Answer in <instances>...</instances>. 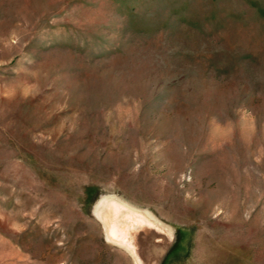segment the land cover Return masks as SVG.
Wrapping results in <instances>:
<instances>
[{
	"label": "rangeland",
	"instance_id": "1",
	"mask_svg": "<svg viewBox=\"0 0 264 264\" xmlns=\"http://www.w3.org/2000/svg\"><path fill=\"white\" fill-rule=\"evenodd\" d=\"M104 196L264 264V0H0V264H136Z\"/></svg>",
	"mask_w": 264,
	"mask_h": 264
},
{
	"label": "bare ground",
	"instance_id": "2",
	"mask_svg": "<svg viewBox=\"0 0 264 264\" xmlns=\"http://www.w3.org/2000/svg\"><path fill=\"white\" fill-rule=\"evenodd\" d=\"M122 199L104 196L97 204L96 214L104 224L107 237L125 248L136 264H158L173 234L147 211Z\"/></svg>",
	"mask_w": 264,
	"mask_h": 264
}]
</instances>
